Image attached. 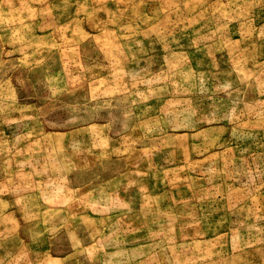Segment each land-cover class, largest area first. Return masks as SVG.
Returning a JSON list of instances; mask_svg holds the SVG:
<instances>
[{
  "label": "rangeland",
  "instance_id": "rangeland-1",
  "mask_svg": "<svg viewBox=\"0 0 264 264\" xmlns=\"http://www.w3.org/2000/svg\"><path fill=\"white\" fill-rule=\"evenodd\" d=\"M0 264H264V0H0Z\"/></svg>",
  "mask_w": 264,
  "mask_h": 264
}]
</instances>
